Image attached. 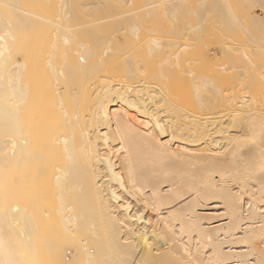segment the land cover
Masks as SVG:
<instances>
[{
    "label": "bare ground",
    "instance_id": "1",
    "mask_svg": "<svg viewBox=\"0 0 264 264\" xmlns=\"http://www.w3.org/2000/svg\"><path fill=\"white\" fill-rule=\"evenodd\" d=\"M122 1L0 0V264H264V0H191L224 45L158 71Z\"/></svg>",
    "mask_w": 264,
    "mask_h": 264
},
{
    "label": "rangeland",
    "instance_id": "2",
    "mask_svg": "<svg viewBox=\"0 0 264 264\" xmlns=\"http://www.w3.org/2000/svg\"><path fill=\"white\" fill-rule=\"evenodd\" d=\"M148 1V2H147ZM153 1H159V0H129V5H128V3H125L124 4V2L125 1H122L123 3H114L112 6H113V9H114V7H115V9L116 10H114V12L115 13H118L119 11L121 12V13H123V14H125V15H132L133 14V16L135 15V16H137V17H144V25H145V28H146V26H147V28L146 29H143V30H141V32L139 33V36H138V38L137 39H135V40H137L136 41V43H135V45L137 46V48H140V49H138V50H136V56L134 55V52H135V50L134 51H132L133 53V56L135 57V59H137V62L139 63V64H144L146 67H147V65H149V68H153V70H159V64L158 63H160V60H161V56H163V53H164V51H158V54H157V51H151L150 53H151V55L149 56V58H147L148 57V49H147V47H148V45H150V46H153L152 44L153 43H151V44H149V43H147V38H150L151 36L154 38V37H156V39H159V38H161V39H159V40H163L164 41V43H165V46H169V47H171L172 46V44L171 43H173V44H176L177 46H175V45H173V47H174V49H173V47L171 48L172 50H174L175 51V49L177 48V47H179V44H180V46L181 45H185V47H190V45H195L194 47L193 46H191L192 48H197V46L199 47V48H197L198 49V51H200L201 52V50H204V49H206V48H210V46L209 45H211V43L212 44H214L213 46L211 45V47L212 48H214V46H216V48L217 47H221V46H223L224 45V35H223V33H224V31L220 28V26L219 25H217V23H216V21H215V15H212L213 13H212V11H210L211 12V14H208V12H206V10L208 11V9H209V7H208V9H207V7H205L206 9H205V12L203 13L204 15H206V16H204L203 14V18H204V24H203V20H202V23H201V25H200V28L198 29V30H196V29H189V26H190V24H191V19L193 18V19H195L194 17H195V15L194 14H191V13H188L186 10L187 9H189V8H191L192 7V5L194 6V4H193V2L192 1H194V0H188V1H186V3H184V7L182 6H180V10H176V12H174L175 13V15H174V17L172 18V20L171 19H169L168 20V18L166 17V15L163 13V12H161V6H159L158 4H152L151 2H153ZM141 2V3H140ZM146 2V3H145ZM192 2V3H191ZM149 3L151 4V5H149ZM189 3H191V4H189ZM204 3H206V4H203V7L206 5V6H208L209 4H210V0H209V2L207 1V2H205L204 1ZM141 4H142V6L144 7H142L141 6ZM128 5V6H127ZM145 5V6H144ZM157 5H158V7H157ZM123 6V7H122ZM147 6H148V8H147ZM119 7V8H118ZM145 7H146V9H145ZM124 8V9H123ZM128 8V9H127ZM159 9V10H158ZM182 9V10H181ZM248 9V11H251L249 8H246V10ZM252 9V8H251ZM116 11H118V12H116ZM130 11L132 12L131 14H130ZM152 11V12H151ZM110 12V14L113 12V10H111V11H109ZM125 12V13H124ZM126 12H128L129 14H127ZM147 12H151V13H147ZM209 12V13H210ZM80 13V12H79ZM82 13V12H81ZM108 13V12H107ZM147 13V14H146ZM179 13V14H178ZM207 13V14H206ZM215 13V12H214ZM151 14V15H150ZM160 14H161V17H160ZM177 14V15H176ZM187 14H188V16H187ZM216 14V13H215ZM112 15V14H111ZM147 15H149V16H147ZM159 15V16H158ZM162 15H164V17L162 16ZM191 15H192V17H191ZM148 18H147V17ZM155 17L154 19L152 18L151 19V17ZM183 16V17H182ZM209 16V17H208ZM212 16V17H211ZM189 17H191V19L189 18ZM208 17V18H207ZM146 18V19H145ZM167 18V19H166ZM215 18V19H214ZM156 19V20H155ZM165 19V20H164ZM181 19V20H180ZM183 19H185L184 20V24L185 25H189V26H187L188 27V29H187V27L183 24ZM192 19V20H193ZM207 19V20H206ZM147 20V21H146ZM171 20V21H170ZM174 20V21H173ZM189 20V21H188ZM214 20V21H213ZM155 21V22H154ZM156 21H157V24H156ZM167 21H170L169 22V24H168V22ZM180 21H182V22H180ZM207 21H208V23H207ZM152 23V25H151V23ZM190 22V23H189ZM195 23V21H192V23ZM214 22V23H213ZM167 23V25H165ZM170 23H171V26L172 27H170ZM182 23V24H181ZM186 23H188V24H186ZM213 23V24H212ZM173 24H174V26H173ZM158 26V28H157V26ZM165 25V26H164ZM180 25H183L182 26V28H183V31L182 30H180V29H182L181 28V26ZM148 26H150V28L148 27ZM167 26V27H166ZM202 26V27H201ZM166 27V29H164ZM210 27V28H209ZM212 27V28H211ZM216 27V28H215ZM80 28H82V29H80ZM79 29H78V31H80V30H84V28L85 29H87V27L86 26H81ZM150 30H149V29ZM157 28V29H156ZM187 31H186V30ZM201 29H202V33H204L203 31H205V33L204 34H206V36H209L208 38H206V36L204 35V34H202L201 33ZM213 29V31H211ZM217 29V30H216ZM146 30H149V31H151V32H145ZM164 30H166V31H164ZM189 30V31H188ZM191 30V31H190ZM219 30H221V31H219ZM142 31H143V33H144V35H143V33H142ZM153 31H155V33L153 32ZM157 31H158V33H157ZM170 31V32H169ZM178 31H179V33H178ZM184 31H186V32H188V33H186L187 35H185V32ZM194 31H196V32H194ZM200 31V32H199ZM207 31V32H206ZM184 32V33H183ZM191 33V35H190V38L188 39L187 37H189V35L188 34H190ZM194 32V33H193ZM219 32H220V34H219ZM148 33L150 34V35H148ZM160 33V34H159ZM162 33V34H161ZM177 33H178V35H177ZM212 33V34H211ZM140 34H142V36H140ZM164 34H166V35H164ZM184 34V35H183ZM192 34H193V36L195 37V39H196V41H194V38H192L193 36H192ZM201 34H202V36H201ZM218 34V35H217ZM171 35V36H170ZM198 37H197V36ZM212 35V36H211ZM237 35V34H236ZM235 34L234 35H232L233 36V38H235V39H237L236 37L238 36H236ZM79 36H81V37H79ZM126 36V37H125ZM128 36V37H127ZM162 36V37H161ZM168 36H169V38L170 39H168ZM174 36V37H173ZM177 36H179V37H177ZM180 36H181V38H180ZM186 36V37H185ZM220 36V37H219ZM236 36V37H235ZM241 36H245L244 34H242ZM77 39L76 40H78V41H80V42H82L81 41V38L83 37V39H84V35H82V34H78L77 36ZM122 38L124 37V38H126V39H132L131 38V36H129V35H123V36H121ZM130 37V38H129ZM140 37H142L141 38V40H140ZM176 37V38H175ZM184 37H185V39H184ZM201 39H200V38ZM203 37V38H202ZM212 37V38H211ZM123 38V39H124ZM134 38V37H133ZM144 38V39H143ZM163 38H165V40L163 39ZM166 38L168 39V40H166ZM180 38V42L178 41V39ZM187 38V39H186ZM223 40H222V39ZM239 38H240V36H239ZM82 39V40H83ZM87 39L89 40L90 38H88V36H87ZM174 39V40H173ZM175 39H176V41H175ZM190 39H193L192 41L190 40ZM205 39H206V41H205ZM243 39H245V37L243 38ZM85 40H86V38H85ZM85 40H83V41H85ZM140 40V41H139ZM185 42H184V41ZM198 40H199V42H198ZM209 40V41H208ZM87 41V40H86ZM178 41V42H177ZM202 41V42H201ZM211 41V42H210ZM215 41V42H214ZM141 42V43H140ZM170 43V44H168V43ZM182 42H184V43H182ZM198 43L197 45H196V43ZM208 42V43H207ZM210 42V43H209ZM218 42V43H217ZM221 42V43H220ZM143 43V44H142ZM202 44V45H200V44ZM205 43V44H204ZM187 44V45H186ZM221 44V45H220ZM112 45V44H111ZM146 45V46H145ZM171 45V46H170ZM146 47V48H145ZM168 47V48H169ZM176 47V48H175ZM190 47V48H191ZM201 48V49H200ZM147 49V50H146ZM170 49V50H171ZM200 49V50H199ZM170 50H167V51H170ZM171 50V51H172ZM140 52V53H139ZM160 52V53H159ZM162 52V53H161ZM183 52H185V51H183ZM149 53V54H150ZM145 54V55H144ZM143 55V56H142ZM153 55V56H152ZM185 58L187 57L186 55H188V58H189V55L190 54H185V53H183L182 54ZM147 56V57H146ZM183 56H180L179 57V59L181 60L182 59V57ZM184 57H183V59H184ZM147 58V59H146ZM159 58V59H158ZM139 59V60H138ZM159 61H158V60ZM149 60V61H148ZM185 60V59H184ZM184 60H182L183 62H184ZM140 61V62H139ZM181 61V62H182ZM143 62V63H142ZM150 63V64H149ZM156 63H157V65L158 66H156ZM152 64V65H151ZM152 66V67H151ZM154 66V67H153ZM178 74H179V71H178ZM183 75V74H182ZM187 79V76L184 74L183 76H181V75H178L177 76V78L176 79H185V78ZM147 79V78H146Z\"/></svg>",
    "mask_w": 264,
    "mask_h": 264
}]
</instances>
